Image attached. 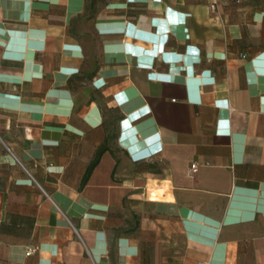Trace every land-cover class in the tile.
<instances>
[{
	"label": "crops",
	"instance_id": "crops-1",
	"mask_svg": "<svg viewBox=\"0 0 264 264\" xmlns=\"http://www.w3.org/2000/svg\"><path fill=\"white\" fill-rule=\"evenodd\" d=\"M263 236L264 0H0V264H264Z\"/></svg>",
	"mask_w": 264,
	"mask_h": 264
},
{
	"label": "built area",
	"instance_id": "built-area-1",
	"mask_svg": "<svg viewBox=\"0 0 264 264\" xmlns=\"http://www.w3.org/2000/svg\"><path fill=\"white\" fill-rule=\"evenodd\" d=\"M197 169H198V164L196 162H192L190 165L189 173L191 175H193L197 171ZM263 238H264V236H263ZM28 253H30V252H28ZM198 264H206V263L203 261H200V262H198Z\"/></svg>",
	"mask_w": 264,
	"mask_h": 264
}]
</instances>
